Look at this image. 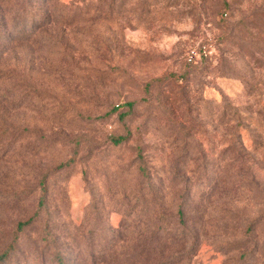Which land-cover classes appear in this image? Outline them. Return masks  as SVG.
Returning a JSON list of instances; mask_svg holds the SVG:
<instances>
[{"label": "rangeland", "instance_id": "rangeland-1", "mask_svg": "<svg viewBox=\"0 0 264 264\" xmlns=\"http://www.w3.org/2000/svg\"><path fill=\"white\" fill-rule=\"evenodd\" d=\"M27 1L0 0V264H264V0Z\"/></svg>", "mask_w": 264, "mask_h": 264}, {"label": "trees", "instance_id": "trees-1", "mask_svg": "<svg viewBox=\"0 0 264 264\" xmlns=\"http://www.w3.org/2000/svg\"><path fill=\"white\" fill-rule=\"evenodd\" d=\"M30 3H32V0H28V1H27V5H29ZM124 106H127L129 109H128V111L123 112V113L121 114V117H123V118L127 117V116L131 113L132 108H133V106H134V103H133V102H128V103H126ZM125 139H126L125 136L119 137V138H117V139L115 140V143H116V144H120V143H122ZM42 204H43V199L40 200V205H42ZM34 218H35V217L33 216V217H31L29 220L20 223V224H19V228H22L23 226L28 225L29 223H31V222L34 220ZM8 251H9V249H7V251H6L4 254H2V255L0 256V259H1V258H5V257L7 256V254H8Z\"/></svg>", "mask_w": 264, "mask_h": 264}, {"label": "built area", "instance_id": "built-area-1", "mask_svg": "<svg viewBox=\"0 0 264 264\" xmlns=\"http://www.w3.org/2000/svg\"><path fill=\"white\" fill-rule=\"evenodd\" d=\"M209 53V50L206 46H203L201 48L197 49H191L189 53L188 61L191 63H197L199 60H201L204 57H207Z\"/></svg>", "mask_w": 264, "mask_h": 264}]
</instances>
